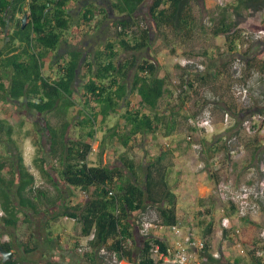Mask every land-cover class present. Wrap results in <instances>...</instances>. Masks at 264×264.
Returning <instances> with one entry per match:
<instances>
[{
    "label": "trees",
    "instance_id": "trees-1",
    "mask_svg": "<svg viewBox=\"0 0 264 264\" xmlns=\"http://www.w3.org/2000/svg\"><path fill=\"white\" fill-rule=\"evenodd\" d=\"M94 1L0 0V34L3 36L0 38V145L7 141L15 146L11 137L13 129L7 125L12 107L24 106L48 117L45 130L49 136L48 160L51 163L47 166L46 159L41 158L43 151L36 141L34 144L39 148L34 162L40 167L43 183L51 184L57 194L51 195L44 188L34 187V176L25 167L20 153L9 165L0 158V227L15 234L18 215L27 212L51 218V222L63 217L80 227L81 239L93 234L84 254H78L76 251L81 245L74 244V252L84 263L110 264V256L114 254L117 262L154 264L152 245H159L162 252H166L168 246L160 237L142 236V224L151 216L154 223L165 228L177 223V198L169 185L173 153L162 139L175 134L178 110L189 100L198 99L202 103L197 115L207 106H213L216 112L223 97L218 90L224 73L229 80L227 93L230 96L232 72L229 67L234 56L239 55L236 44L240 41L245 44L247 40L242 38L239 23L231 20L228 10L224 9L211 34L224 37L226 54L212 57L203 52L198 56L205 61L206 68L202 73L179 67L180 84L170 92L169 77L159 76L157 63L147 58L139 60L138 56L151 50V28L163 37L166 46L170 37L181 43L191 41L202 29L193 11V1L111 0L109 11ZM233 1L238 4L229 7L237 16L243 9L247 17L260 18L264 11V0ZM80 3L82 8L75 17L72 11ZM145 3H148L151 26L144 24V19L138 15ZM24 14H27V22L22 28ZM107 21L110 22L111 39L101 49L87 58L82 51L74 49L91 33L88 27L92 23L101 26ZM261 27L264 29V25ZM63 43L70 49L60 55ZM255 47L256 43H250L246 54L250 56L244 77L247 82L255 80L251 78V71L264 75V59L261 54L254 53ZM204 56L211 62L209 70ZM80 71L83 72V84L77 98L74 83ZM170 84L173 85L172 81ZM166 95L174 96L176 104L171 109L161 110L160 102ZM259 102L254 100L251 114L264 115V105ZM226 106V110L231 111ZM50 118L56 121L53 123ZM111 119L115 122L104 131L98 154L101 155L111 141L128 150L140 140L162 136L158 155L136 162L123 153L118 157L120 166H91L89 157L98 128L106 127ZM23 122L20 120L19 126ZM229 134L237 132H227L225 136ZM249 139L253 148L251 154L263 156L260 142ZM193 142L201 144L202 159L203 152L208 153V159L204 160L207 165L217 153L226 152L221 139L219 143L223 150L213 144L206 147L205 137H195ZM260 165L256 166L257 170ZM3 171H7V177ZM60 186L81 191L84 200L48 216L58 209L62 199ZM234 210L232 208L229 213L233 214ZM204 235L206 239L212 235L211 227L206 228ZM14 236L8 243L0 242L6 251L13 253L7 262L0 257V264H21L14 252ZM209 247L206 244L201 257L213 263ZM22 248L30 255L37 246L32 243L22 245ZM101 249L110 256L100 255ZM252 254H249L251 264H261Z\"/></svg>",
    "mask_w": 264,
    "mask_h": 264
},
{
    "label": "rangeland",
    "instance_id": "rangeland-1",
    "mask_svg": "<svg viewBox=\"0 0 264 264\" xmlns=\"http://www.w3.org/2000/svg\"><path fill=\"white\" fill-rule=\"evenodd\" d=\"M110 1L111 0H95L94 3L101 6L105 10H110ZM149 1V0H148ZM193 1V11L196 15L198 21L200 22V25H202V29L197 31L195 33L194 38L186 43H181L178 40L173 39L170 37V43L168 46H166L164 43V39L162 36H158L154 32V30L151 28V40H152V46L151 50H148V52L140 54L139 60L143 58H147L149 60H153L157 63L158 67V74L159 76H168V90L170 92H174L175 86L170 84V81L172 80H178L180 75V69L177 64V61L179 58H196L203 54V52H206L207 54H210V56L217 57V54H226L227 47L226 42L223 36L214 37L211 34V30L213 27L217 24V19L223 15V10L227 9L228 16L231 18V20L237 21L239 23L240 29L243 31H256L259 29H263L261 26L264 25V17L263 14L256 17H247V13H245V10H241L242 13L237 16V14L229 7V6H236L238 3H235L233 0H192ZM82 6L81 3L78 4L72 11L73 15L77 17L79 11L81 10ZM148 3H145L143 6L140 7L138 15L144 19V24L151 26V22L148 16ZM109 23L106 22L103 23L101 26H96L95 22L88 27L89 33L86 35L85 38L82 39L79 45H77L76 50L82 51L85 54V58L87 56H92L93 53L101 49L102 46L111 39L110 31H109ZM263 24V25H262ZM3 36L0 34V38ZM256 43V42H254ZM250 44V43H249ZM237 45V51L236 53L241 56H246L248 54L247 48L248 46H245V44L240 41ZM70 48L68 45L63 43L60 48V55H65V53ZM256 54H261L264 59V43L257 42L256 47L254 49ZM202 56V55H201ZM205 57V56H204ZM250 57V56H249ZM207 62V67L209 70L210 61L207 57H205ZM217 61L219 58L216 59ZM215 64V63H214ZM231 71V67H229ZM83 80V72H79L77 75V79L74 83V91L76 92L77 98L79 97L78 93L82 90V82ZM221 87L218 90V93L222 97L220 103L217 104V110L215 112V121L216 124L221 123V115L223 113V109L226 110L227 106L226 104L231 108V111H229L234 118L235 121V130L233 132H237V134L241 131V121L244 119L249 113L251 114L252 108H253V102L255 99L258 101L260 100V105H262L263 97H264V82L261 80H251L250 81V92L253 96L252 105H250L249 109L245 110L244 108H239L237 104L232 100V98L228 95L227 89L229 80L225 76V73L220 78ZM252 89V91H251ZM176 99L174 96H165L161 102H160V109H171V107L176 104ZM202 108V103L198 99L189 100L187 104L178 110V126L175 131L174 137L175 142L178 143L177 146L179 148H186L185 142L183 140L184 133L187 130V119L194 118L199 111ZM14 114L19 115V117H16ZM74 114V113H73ZM8 123L7 125L11 126L13 129L12 134V140L13 145L9 144L7 141H3L0 145V158L9 165L11 161L15 158L16 154L20 153L21 157L26 159L27 164H35L34 159L36 158V149L39 148L38 144L43 151L41 154L42 159H46L47 166L51 163L49 159V136L47 131L45 130V122L48 119V117H44L42 115H39L35 111H30L26 109L24 106H18V107H12L10 109V113L8 115ZM242 116V117H241ZM241 118V119H240ZM51 121L54 123L56 120L53 118H50ZM23 120L22 126H19V121ZM115 121L111 119L109 123L106 125V127L98 128L95 141L93 142V152L89 157V162L91 165H108V166H120L118 157L122 155L123 153L127 154L131 159H133L136 162H142L147 160L149 156L155 154V150L158 151L160 148V144L162 143V140L159 137H149L143 142L138 141L132 147H130L128 150L123 149L121 146L117 144V142L111 141L109 144L105 146V150H103V153L100 155L98 154L100 141L103 138L104 131L106 128H109L112 126V124ZM3 139L5 138L4 135H1ZM239 142L235 147H241L243 150H238L237 156L235 158L236 165L243 168L244 164L250 165V167L254 168V171L259 174V170H257L256 166L261 164V161L263 159V156L261 155H252L253 148L251 143L249 142V138L243 134H239ZM220 138L216 135L207 138L206 147L210 144H213L214 147L219 148L221 150L222 148L219 143ZM36 141L39 142L37 146L34 144ZM175 144V143H174ZM223 150V149H222ZM203 160L208 159V153L203 152ZM223 151H220L217 153V155L220 157V159L223 158L222 155ZM147 154V155H146ZM225 158V157H224ZM223 160V159H222ZM251 160V161H250ZM250 162V163H248ZM224 167L226 168L225 162L223 163ZM229 167L226 168L228 170ZM235 169V168H234ZM208 173L212 174L211 170H208ZM233 174V173H232ZM3 175L7 177V171H3ZM37 183L39 184V187L44 188L47 190L51 195H57L56 190L54 187L47 183L40 184L39 180V174H37ZM225 174L223 173V176ZM58 189L62 192L61 201L58 203V209L56 211L52 210L48 216H54L55 214H59L64 210L67 205H71L70 201L78 200L79 195L66 191L67 187L60 186ZM69 190V189H68ZM73 197V198H72ZM84 199L78 200L82 202ZM224 205V203H223ZM72 206V205H71ZM225 206V205H224ZM226 207V214L227 216L231 217L234 215V213H229L232 208ZM264 215V210H262ZM26 217V218H25ZM19 223H18V229L15 233V244L13 245V248L15 252L17 253V257H26V255L22 252V245H26V240L29 238V244L36 245L37 247L42 246L44 244H49V248H52L54 253L53 255L55 258L59 260V256L64 257L65 260L73 262L74 264H81L83 262L82 257L77 255L75 251L74 244L77 243V246L82 245L84 243V239H81L79 236V227L76 223L73 222L74 226H68L72 220L65 219L63 217H59L54 222H57V226H54L51 233L49 232L48 236L49 241H46L44 238V235L41 233V230H43L47 224L51 223V218L44 217V216H35L31 213L27 212L25 214H19L18 215ZM154 217H150L147 221H153ZM263 220V218H262ZM50 221V223H49ZM28 222V223H26ZM53 222V223H54ZM30 224V225H28ZM264 227V222H263ZM259 226L253 229V232H249V237L252 241H249L246 243H242L235 233L233 232L227 236V246H229L228 257L226 259L223 258L224 264H232L230 263L231 260H235L236 264H251V255L250 253L253 252L258 247L259 244L264 243V240H261L259 236ZM14 232V231H13ZM70 232V233H69ZM232 232V231H231ZM68 235L67 237L65 235ZM153 235L154 233L151 232ZM60 236V237H57ZM160 236V235H155ZM164 236V235H163ZM205 236V235H202ZM214 236V235H213ZM213 236L210 238V248L213 242L215 243V246L219 248V244L221 241L219 239L213 240ZM165 237V236H164ZM221 237V235H220ZM74 238V240H73ZM166 238V237H165ZM139 239V238H138ZM242 243V246L245 250V255L240 256L238 255V252L235 248L236 241ZM66 244V248H64L63 244ZM31 242V243H30ZM22 243V244H20ZM30 246V245H29ZM220 254L222 253L221 249H219ZM252 254V255H253ZM37 257V256H36ZM35 257V259H37ZM37 262V261H36ZM59 264V263H58ZM63 264V263H60Z\"/></svg>",
    "mask_w": 264,
    "mask_h": 264
},
{
    "label": "built area",
    "instance_id": "built-area-1",
    "mask_svg": "<svg viewBox=\"0 0 264 264\" xmlns=\"http://www.w3.org/2000/svg\"><path fill=\"white\" fill-rule=\"evenodd\" d=\"M224 1V0H223ZM242 38L247 40L245 46L249 43L260 42L264 43V29L256 31H243ZM249 56L236 55L231 61L232 82L229 87V93L232 100L237 104L239 108L249 109L252 105L253 96L250 92V82L245 80V72L247 71V60ZM177 64L181 68H186L188 72L205 71L204 58H179ZM251 78L255 80H261L264 82V75L258 71L250 72ZM173 86L180 84L179 80H172ZM264 105V97L262 101ZM221 126L224 130H229L234 127V120L229 111H225L221 117ZM187 130L184 133L183 140L188 144L191 150L200 157L202 155V146L193 142L195 137H211L216 133L215 125V113L213 106L205 107L202 112L195 118L188 120ZM194 129L195 131L191 130ZM239 134H243L249 138L257 139L263 148V162L260 166V175L256 172L249 176V180L243 184H235L227 180L226 175L223 176L225 169H223L222 159L215 157L209 163V169L213 174L219 177V181L216 184L215 193L217 197L228 208H234L235 218L245 219L258 214L264 210V115L260 113L248 114L241 122V131ZM239 134H232L224 138L227 155L232 159L237 156L238 150L241 147H235L239 142ZM200 170H205L206 165L201 162L198 165ZM2 210L0 208V216ZM230 217L226 214V207L222 210L221 227L228 229L230 227ZM169 228L159 226L153 221H144L140 234L142 236H149L151 232L164 231ZM176 239L171 249L167 248L166 252H162L159 245H152L151 258L154 264H222V258L219 251L211 253L212 258L215 260L213 263L207 262L204 258H194L192 251L197 254L203 252L208 241L206 238L195 237L190 228L185 227L181 222H177L170 228ZM235 235H239V230L234 231ZM260 239L264 240V227L260 232ZM93 238L91 234L85 239L84 243L77 249L78 254H84L86 252V244L88 240ZM235 248L240 254H244L245 250L242 243L236 241ZM221 249V248H220ZM222 251V249H221ZM100 255L110 256L105 249H101ZM255 259L261 264H264V243L259 244L255 249ZM110 264H120L117 262L116 256L113 254L110 256ZM202 258V257H201ZM109 261L108 258L105 259Z\"/></svg>",
    "mask_w": 264,
    "mask_h": 264
},
{
    "label": "crops",
    "instance_id": "crops-1",
    "mask_svg": "<svg viewBox=\"0 0 264 264\" xmlns=\"http://www.w3.org/2000/svg\"><path fill=\"white\" fill-rule=\"evenodd\" d=\"M262 14L264 17V13ZM216 128L217 131L215 136L217 135L218 137H220V135H225L226 131L222 128L221 123H217ZM160 138L162 139V136H160ZM207 138L210 137H205V139ZM162 140H164V143L166 142L167 144H169L171 152L173 153V159L171 161V169L169 175V185L171 186L172 192L176 195L177 198V222H181L185 227L190 228L192 234L197 238H203L202 235H204L206 228L211 227L212 235L208 236V247L211 243L210 238L213 235L214 236L212 239H219L221 243L219 244L218 248L213 242L211 248L209 247V252L215 253L221 248V256L225 259L226 257H228L227 252L229 251V246H227V236H229L231 233L233 235V232L235 230H239V235L237 236V238L240 241L242 240L241 242L245 245L249 241H252L249 237V232L252 233L253 229L258 226L260 227V236V232L263 228L264 222V215L262 211L252 217L240 220L235 218L234 214L230 217V227L228 229H223V227H221V219L222 210L225 208V206L215 193L216 177L210 176L211 174L207 172L208 168L206 170H200L198 167L199 163H201L199 157L191 150L190 146H188L186 143H184L186 148H179L177 146L178 143L175 142V137L173 134L170 137ZM154 152V155H158V152L156 150ZM23 162L27 170L34 176V187H39V184L37 183V174H39V180L41 181L40 184H43L44 179L40 173L39 165L36 163L33 165H28L25 158L23 159ZM224 174L226 175L227 180L234 182L238 185L243 184L249 180V176L254 174V168L250 167V165L246 163L244 164L243 168H241L236 165V162L234 160L233 167L229 166L228 170L225 169ZM66 191L72 192L77 196L79 195L78 200H80L81 198L84 199V194L81 191L74 190L71 187H67ZM78 200L70 201V204L74 206L78 204ZM73 222L74 221H71L68 226L72 225L73 227ZM54 226H57V222H51L49 225H46L43 230H41V233L44 235L43 239L49 241V237L51 236H48V233H51ZM78 229L80 234V227ZM153 233L154 236L160 235L155 237H160L161 239H163V241L167 244L168 248L171 249L176 239L174 238L173 233L170 229L164 231H156ZM13 235H15L14 232L0 227L1 243H8L10 241V237H12ZM65 236L67 237L68 235L66 234ZM61 243L63 244L64 242L61 241ZM27 244H29V238H27L26 240V245ZM63 246L64 248L67 247L66 244H63ZM24 250L25 248L22 249L23 253ZM204 251L198 254L195 251H192L193 257H198L200 258V260H202L204 257L201 258V254L204 253ZM53 253L54 251L52 248H49V244H44L42 246L37 247V249L30 255H26L24 253L26 257L20 256L18 257V260L21 262V264H74L73 262L65 260L64 257L60 258L59 256L58 260L57 258H55ZM238 255L244 256L245 253L240 254L238 252ZM35 257L37 259H35ZM221 263L224 264V260H222ZM230 263L236 264V261L231 260ZM81 264L86 263L81 262ZM120 264L129 263L122 261L120 262Z\"/></svg>",
    "mask_w": 264,
    "mask_h": 264
},
{
    "label": "clouds",
    "instance_id": "clouds-1",
    "mask_svg": "<svg viewBox=\"0 0 264 264\" xmlns=\"http://www.w3.org/2000/svg\"><path fill=\"white\" fill-rule=\"evenodd\" d=\"M263 13H264V11H263ZM256 43H257V42H256ZM248 46H249V44H248ZM247 49H248V48H247ZM245 57H246V56H245ZM226 111H228V110H226ZM224 112H225V111H224ZM222 114H223V113H222ZM221 117H222V115H221ZM232 118H233V117H232ZM233 120H234V118H233ZM241 122H242V121H241ZM215 125H216V121H215ZM234 126H235V121H234ZM222 128H223V127H222ZM233 129H234V128L232 127L231 129H229V130H225V131H226V133H227V132H232ZM231 130H232V131H231ZM216 131H217V128H216ZM226 133H225V134H226ZM215 134H216V133H215ZM215 134H214V135H215ZM214 135H212V136H214ZM230 135H231V134L226 135V136H225V135H220L219 138L222 140L223 144H225V142H224V138H226V137H228V136H230ZM212 136H211V137H212ZM247 138H249V137H247ZM243 149H244V148H243ZM243 149H241V150H243ZM225 150H226V147H225ZM222 155H223V158H222V159H223V160H222V164L225 162L226 168L229 167V166H230V167H233V162H234V160H235L236 157H235L234 159L231 160V158L227 155V153L224 152V153H222ZM224 157H225V158H224ZM199 159H200L201 162L204 163V160L202 159V155L199 157ZM211 160H212V159H211ZM211 160H210V161H211ZM210 161H209V163H210ZM262 162H263V159H262L261 163H262ZM209 163H208V165L204 163V164L206 165V169L208 168V170H209ZM260 166H261V165H260ZM223 167H224V165H223ZM226 168H223V169H226ZM206 169H205V170H206ZM208 170H207V172H208ZM259 171H260V170H259ZM224 172H225V171H224ZM254 172H255V171H254ZM210 174H211V173H210ZM211 175H213V176L216 177V181H217L216 184H217L218 181H219V177H218L216 174H213V173H212ZM0 208H1V207H0ZM84 241H85V240H84ZM0 257H1V256H0Z\"/></svg>",
    "mask_w": 264,
    "mask_h": 264
},
{
    "label": "water",
    "instance_id": "water-1",
    "mask_svg": "<svg viewBox=\"0 0 264 264\" xmlns=\"http://www.w3.org/2000/svg\"><path fill=\"white\" fill-rule=\"evenodd\" d=\"M26 22H27V14H24L23 17H22V20H21L22 28L25 27ZM0 256H1L2 259H3V262H7V261H9V260L12 259V257H13V253H12V252H8V251H6V250L0 245Z\"/></svg>",
    "mask_w": 264,
    "mask_h": 264
},
{
    "label": "bare ground",
    "instance_id": "bare-ground-1",
    "mask_svg": "<svg viewBox=\"0 0 264 264\" xmlns=\"http://www.w3.org/2000/svg\"><path fill=\"white\" fill-rule=\"evenodd\" d=\"M215 157H218V158H220L218 155H215L213 158H215ZM213 158H212V159H213ZM169 229H170V228H169ZM171 232H172V231H171ZM214 261H215V260H214Z\"/></svg>",
    "mask_w": 264,
    "mask_h": 264
},
{
    "label": "flooded vegetation",
    "instance_id": "flooded-vegetation-1",
    "mask_svg": "<svg viewBox=\"0 0 264 264\" xmlns=\"http://www.w3.org/2000/svg\"><path fill=\"white\" fill-rule=\"evenodd\" d=\"M59 53H60V51H59Z\"/></svg>",
    "mask_w": 264,
    "mask_h": 264
}]
</instances>
